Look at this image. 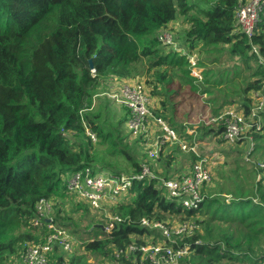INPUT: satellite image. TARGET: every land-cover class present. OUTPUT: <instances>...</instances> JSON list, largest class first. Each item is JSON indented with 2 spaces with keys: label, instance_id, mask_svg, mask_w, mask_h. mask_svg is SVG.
Here are the masks:
<instances>
[{
  "label": "trees",
  "instance_id": "trees-1",
  "mask_svg": "<svg viewBox=\"0 0 264 264\" xmlns=\"http://www.w3.org/2000/svg\"><path fill=\"white\" fill-rule=\"evenodd\" d=\"M244 1L0 0V264L21 261L28 244L44 241L51 232L44 218V225L32 222L38 217L36 204L42 198L53 201L50 215L55 225L84 241V252L79 246L68 258L55 246L50 254L52 264H88L87 253L115 258L117 250L125 251L134 242L145 244L150 237V242H158L160 231L143 226V218L195 219L197 227L190 234L175 236L181 247L190 246L177 264H262L264 175L258 174L264 171L260 165L264 164V109L253 121L249 116L253 92L264 83L260 62V56L264 57V12L254 34L246 35L236 19V10ZM178 15L187 22L184 37L191 45L190 53L200 43L207 59L212 55L210 62L236 57L240 63L225 66L226 76L203 69L201 78L194 76L187 53L166 51L158 38V32ZM196 64L201 67L204 62L198 57ZM109 76H145L151 94L159 99L155 113L190 142L195 139L185 133L183 121L201 119L197 115L203 93L209 97L203 100L210 103V96L219 91L223 104L211 105L212 115L200 121L208 127L197 129L200 138L212 134L220 144L226 142L224 125L209 119L230 105H239L247 121H252L244 138L222 150L226 160L218 166L220 181L212 178L204 185L199 208L183 207L158 178L135 180L129 189L133 193L130 200L109 207L112 215L121 218L114 221L110 232L104 229L110 219L85 202L77 200L73 205L72 211H79L77 218L58 206V199L67 194L64 176L69 172L84 166L112 172L142 170L144 161L138 151L132 152L130 144L124 143V121L115 127L117 134L106 131L100 113L91 109L96 87ZM87 128L100 142H110L111 157L98 158ZM249 136L254 141L251 161L244 159ZM167 145L173 147L164 155ZM159 153L157 160H165L166 165L149 164L163 178L189 174L196 161L206 159L205 150L199 151L198 146L196 152H186L179 144L165 143ZM181 153L190 170L171 171L170 165ZM97 161L101 167L95 166ZM227 165L230 173L226 176L222 170ZM91 211L102 218L97 220ZM83 219L86 223L81 226ZM116 260L120 264H153L141 250H130Z\"/></svg>",
  "mask_w": 264,
  "mask_h": 264
},
{
  "label": "built area",
  "instance_id": "built-area-1",
  "mask_svg": "<svg viewBox=\"0 0 264 264\" xmlns=\"http://www.w3.org/2000/svg\"><path fill=\"white\" fill-rule=\"evenodd\" d=\"M263 12L264 0H245L241 2L236 10L239 30L248 36H252ZM158 38L165 46L175 43L174 33L168 28L160 30ZM254 51L259 54L258 48L255 46ZM188 59L192 64V74L196 77L199 75L198 78H201L202 76L197 72L196 60L194 58L190 59V57ZM260 62L264 66V57L260 56ZM122 80L124 81L119 85L117 91L109 93V95L128 109L129 116L126 124L132 136L143 135L145 141L152 138L154 144L157 142V148H160L159 146L162 144L170 143L179 144L181 149L186 152L197 151L196 142L191 143L189 140H185L170 125L167 119L153 112L155 109L153 97L141 81L129 82L128 79ZM252 97L253 107L249 118L253 121L256 114L264 109V83L261 89L253 92ZM241 110L230 108L224 113L225 116L218 115L217 118L211 117L212 119H209V122H218L224 125L223 138L228 144H234L244 138L247 132L245 127L248 129L252 125V121H247L243 110L242 112ZM159 130L162 133L156 134ZM87 133L93 142L97 140V135L90 128H87ZM160 141L162 142L161 144ZM248 141L245 158L247 161H251L250 154L254 148V141L251 136L248 137ZM150 155L154 156L156 152ZM206 161V159L198 160L193 164L189 174L171 178L158 176L146 162L142 163V170L137 173L95 170L91 166H84L64 176L65 191L67 194L79 198V200L81 199L93 210L103 212L110 219L109 224L104 226V229L110 232L114 228V221L121 220V218L118 215H112L109 207L130 200L133 193H130L129 189L135 180L158 178L161 180L162 185L166 187L169 196L174 197L183 207L189 209L199 208L200 203L204 199L202 189L213 177ZM260 165L263 166L264 164L260 163ZM52 205L53 202L45 198H42L36 204L38 217L32 221L33 224L36 226L44 225L41 220V218H44L47 221L46 226L51 232L44 241L37 244H28L25 247L23 251L24 264H52L50 254L55 246H59L66 253L72 252L73 247H75L73 235L66 228L58 227L53 222V218L50 215L53 208ZM142 225L157 228L163 235L162 240L150 242L153 243L151 245L149 243L138 244L134 242L125 251L123 249L117 250V256L123 253L128 254L130 250H141L152 260L153 264H177L180 257L189 252L190 246L189 244H184L181 247L177 243L175 236L190 234L197 227L193 220H184L180 221L178 225H170L169 221H157L147 218L142 219ZM168 241L172 242V244H169Z\"/></svg>",
  "mask_w": 264,
  "mask_h": 264
},
{
  "label": "rangeland",
  "instance_id": "rangeland-1",
  "mask_svg": "<svg viewBox=\"0 0 264 264\" xmlns=\"http://www.w3.org/2000/svg\"><path fill=\"white\" fill-rule=\"evenodd\" d=\"M186 27H187V22H185V17L182 16V15H178L176 21L172 25H170L168 27V29H170L174 33L175 43L171 44V45H166L165 46V50L166 51H168V50H176V51H179V52H182V53H184L186 51V53H188L187 56H188V58L190 57V59L194 58L195 60H197V58L199 57L200 60H202L204 62V65L201 66V67H199L198 65L196 66L198 74H200L202 76V69H203V70H211V72L213 74H216V75L222 74L223 76H226L227 75L226 71L228 70V68H230L234 64H239L240 63V60L238 58H236V57H233L234 59H231L229 61H224L223 63H220L219 61L210 62L209 58L212 55H210L209 58L207 59L206 54L203 51H201L202 47H200L201 46L200 43L196 44L194 46L196 48L193 50L192 53H190L191 52V50H190L191 45H189V43L186 42L185 37H184V32H185ZM225 66H228V68L227 69H223V68H225ZM198 77H199V75H198ZM137 80L142 82V84L144 85L146 90H148L149 94L153 97V106L155 108L153 110V112L155 113L156 108L159 107V99H158V97L154 96L153 94H151L149 86L145 83V81H146V77L145 76H142V77H139V78H136V79H128L129 82L137 81ZM123 81L124 80H122V78L121 79H116L115 77H111V76L106 77L103 80H101V83L96 87V93H94V95H93L94 101H93V107L91 109L93 110V112H99L100 113V116H101L100 117V123H101V125L104 127V129L106 131L112 130L115 134H117L118 132L116 131L115 127L117 126V124H118V122L120 120L124 121V123L121 124V130H122L121 134H123L124 143H129L130 144L129 149L132 152L138 151L137 154L140 156L142 162L144 161V162H146V164L150 163L151 165H154L155 167H159V168L163 167L164 165H166V164H164L165 160H163V161L162 160L161 161L157 160V158L160 156V153H159V149L160 148H157L158 146H156L157 142L154 144V142H152V138H149V139H147L145 141L143 139V138H145L143 135H137L136 137L132 136L129 133V129H128L127 124L125 123L127 116H129V113H127L128 110H126V108L124 106H122L120 103H118L116 100H114L111 97V95H109V93H113V92L117 91V88L119 87V85L122 84ZM207 97L208 96L206 95V93L202 94V98L203 99H205ZM210 97H211V100H212V102H210V103H208L206 100L202 99L201 105H203V106H202V108L199 109L198 115H197L201 119H199V121L197 123H194L195 119L192 120V121L185 120L183 122H185L184 124L186 125V129H185L186 132L185 133L193 135V138L195 139L194 141L192 140L191 142H196V150H197V146L199 148V151H201V149L205 150V156H206L205 158L208 161V165L207 166H208V168L211 170V172L213 174L212 178H214V179L216 178L215 180L218 179L220 181V178H219V176H217V173L220 172L221 170H219L218 166L220 164H222V162L224 160H226L225 155L223 153H221V152H222V150H225V149L229 148V147H226L227 145L229 146V144L226 143V142L224 144H222V143L220 144L218 142V140H216L212 136V134H207L204 138L201 137L202 138L201 139L199 137V134L197 133V129L199 127H202V126L203 127H207V126L202 125V123L200 121H203V119L206 120L207 119L206 117L208 115H212V114H210L211 107H212L211 105L218 106V105H222L223 104L222 103L223 94L219 93V91L216 92V96L212 95ZM238 103L240 104V102H238ZM230 108H237V110H241L239 105H230L228 108H224L221 111V113L218 114V115L225 116L224 113L227 111V109H230ZM191 112H192V114L194 113V111H191ZM241 112H242V110H241ZM218 115H213L212 118H217ZM197 116L195 118H198ZM245 130L247 131V127H245ZM160 133H162V132L159 130L156 134H160ZM161 141H163V140H161ZM161 141H160V144L162 143ZM92 143H93V146L95 147V152H97V154H98V158L103 157V158L107 159V158L111 157V154H113L111 152L112 148L110 147V142L109 141L100 142V139H98L97 141L92 142ZM135 143H138L139 145L137 146V145H135ZM172 147H173V145H167L165 150H164V155L168 154V152L170 151V148H172ZM150 149L154 150V151H151ZM154 152H156V155L151 156L150 154H152ZM183 156H185L184 153H181V154L177 155L178 159L175 160L174 162H172V164L170 165V168L172 169L171 171H175L176 172V171H178L179 168H180V171L182 170V168H183V171L190 170L191 166H189V164L186 163V161H185ZM244 159L246 160L245 156H244ZM123 164L125 166H127V162H123ZM95 166L101 167V162L97 161ZM229 166L230 165H227L224 168V170H222V171H224V173H226L225 174L226 176H227V174L230 173L229 172L230 171V167ZM107 171H109V170H107ZM154 172H156V171H154ZM180 174L182 175L183 172H180ZM263 175H264V171L260 172L258 174V177L263 176ZM158 176L162 177L163 175L159 172ZM215 182H214V184H215ZM231 198H232V196L230 194L227 195V199L228 200H231ZM77 200H79V198H76V197H74V196H72L70 194H65L62 198L58 199V202H60L58 206H61L63 209L68 210V213H72V217L73 218H77L78 217L77 215L79 214V211H75V212L72 211V209L74 207L73 205L76 204L75 202ZM255 201H257V200H255ZM52 210H53V208H52ZM98 213H100V212H98ZM98 213H95V212L91 211V214L95 215L97 217L96 218L97 220H100L99 218H102V216L98 215ZM83 214L85 216L86 213H83ZM90 218L91 217H89V216L86 217L87 220H90ZM187 220L195 221V219H193V218H190V219H187ZM179 222H180V220L175 219L172 222H170V225H172V224L178 225ZM85 223H86V221L83 219L82 220V224H80V225L84 226L83 224H85ZM80 228L82 229V227H80ZM71 234L73 235V238L75 240V247H73V251L72 252L64 253L67 258L70 255H72L74 253V251L75 252L79 251L78 250L79 246L81 248V251L84 252V250H83L84 248H83V245H82L84 241L81 238L77 237L75 234H73V233H71ZM158 237H159L158 240L161 241L162 238H163V235L162 234L158 235ZM151 239L152 238L150 237L149 242H148L149 245L153 244V243H150ZM87 254H88L87 255L88 264H120L119 260H116V257L119 258L120 255L117 256L115 254V256H116L115 258L107 257V258L103 259V258H95L90 253H87ZM263 258L264 257L261 256V259H263ZM13 262H14V259H12V262H11L12 264H24L23 255H22L21 261L20 260H16L14 263ZM261 262H262V264H264V261H261ZM246 264H248V262H246Z\"/></svg>",
  "mask_w": 264,
  "mask_h": 264
},
{
  "label": "water",
  "instance_id": "water-1",
  "mask_svg": "<svg viewBox=\"0 0 264 264\" xmlns=\"http://www.w3.org/2000/svg\"><path fill=\"white\" fill-rule=\"evenodd\" d=\"M90 66L93 68L92 59H90Z\"/></svg>",
  "mask_w": 264,
  "mask_h": 264
},
{
  "label": "crops",
  "instance_id": "crops-1",
  "mask_svg": "<svg viewBox=\"0 0 264 264\" xmlns=\"http://www.w3.org/2000/svg\"><path fill=\"white\" fill-rule=\"evenodd\" d=\"M176 20H174L173 22H171L169 25H172Z\"/></svg>",
  "mask_w": 264,
  "mask_h": 264
}]
</instances>
